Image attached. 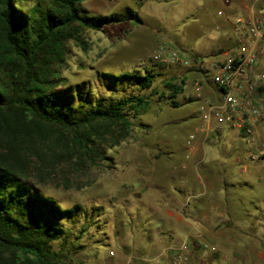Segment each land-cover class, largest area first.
I'll return each mask as SVG.
<instances>
[{
  "label": "rangeland",
  "instance_id": "1",
  "mask_svg": "<svg viewBox=\"0 0 264 264\" xmlns=\"http://www.w3.org/2000/svg\"><path fill=\"white\" fill-rule=\"evenodd\" d=\"M52 1L15 0L26 14L35 8H48ZM81 10L93 18H129L138 14L143 22L127 20L102 31L82 29L87 46L75 41L67 43L66 61L56 67L65 80L59 89L67 84L89 82L97 97H106L109 94L98 81V73L120 75L148 68L158 75L152 89L143 92L151 102L148 111L132 119L133 128L127 139L104 149L103 161L87 164L82 160L81 166L72 161L45 173L40 172L38 161L32 160L35 189L53 198L64 210L81 207L75 217L62 221L65 235L53 244V250L59 253L53 264H109L110 252H115L111 257H117L122 242L142 239V232L150 225L170 226L164 218L165 196L174 194L182 200L185 196L179 188L189 193L200 191L194 183L202 184L206 177L213 181L210 195L217 194L220 199L226 193L225 187L221 188L222 176L237 179L232 182L238 181L239 176L246 177L253 189L230 192L264 208L262 169L251 165L243 171L242 164L249 161L244 142L237 134L226 130L209 139L198 134L189 145L190 136L200 126L204 106L190 96L196 94L194 87L198 81L205 87L208 77L194 67L164 66L152 61V55L161 49L178 50L190 60L198 57L204 61L234 50L237 34L229 22L244 15L238 11L237 0L231 6L226 0H86ZM199 78H205L204 82ZM183 80L185 91L177 99L181 107L174 108L167 84H181ZM120 90L138 94L132 86ZM188 96L194 102L185 101ZM182 163L191 167L187 170L194 177L189 175L185 180L194 181L193 185L179 176L177 166ZM257 218L253 225L258 226L255 233L248 228L244 235L232 229L220 234L221 241L230 249L223 255L208 253L211 264L235 263L233 237L243 242L238 251L240 259L245 255V264H264V210Z\"/></svg>",
  "mask_w": 264,
  "mask_h": 264
},
{
  "label": "trees",
  "instance_id": "2",
  "mask_svg": "<svg viewBox=\"0 0 264 264\" xmlns=\"http://www.w3.org/2000/svg\"><path fill=\"white\" fill-rule=\"evenodd\" d=\"M86 0H53L48 8L25 13L15 0H0V264H53V244L63 239V220L76 216L34 188L32 160L40 172L63 163L81 166L103 161L106 148L127 139L133 120L145 114L156 70L120 75L98 73L109 96L97 97L89 82L59 89L65 82L56 67L67 56V43L87 46L82 29L135 20L117 15L93 18L81 10ZM198 59V57H196ZM132 86L138 94L120 88ZM172 107L179 108L181 84L168 82ZM124 94L118 96V94ZM194 102L193 99H189Z\"/></svg>",
  "mask_w": 264,
  "mask_h": 264
},
{
  "label": "crops",
  "instance_id": "3",
  "mask_svg": "<svg viewBox=\"0 0 264 264\" xmlns=\"http://www.w3.org/2000/svg\"><path fill=\"white\" fill-rule=\"evenodd\" d=\"M253 5L259 13H264V0H237L238 11L244 14L249 13ZM199 79L203 82L205 80V78ZM204 85L202 94L205 91L206 93L202 95V100H198L195 94L190 97L197 99L196 101H202L203 104L209 100L219 101V92L209 78L205 80ZM190 97L184 98L185 101L189 100ZM187 165L182 163L177 166L182 180H185L189 175L194 177V174L189 173L191 167ZM238 178V181L232 182L237 179L233 180L230 175L222 176L221 188L225 187L226 190L222 199L217 194L210 195V186H212L213 181L208 180L207 177L202 184L185 180L190 185L194 183L195 189L199 187L201 190L189 193L185 189L179 188L185 196L184 199H178L174 194L163 198L164 218L170 226L154 227L150 225L142 232V239L136 240L137 242L132 240L122 242V247H118L119 255L117 257L110 256L109 264H163V261L170 264L173 255L176 254L172 249L180 248L185 244L186 248L182 255L187 260L183 264H211L209 258L206 257L208 253L223 255L225 251L230 249L229 245H225L221 241L220 234L229 229L240 232L242 235L248 233L246 232L248 228V231L254 233L258 231V226L253 225L259 220L257 214L261 213L264 208L254 200L247 202L241 195H234L230 192L231 189L238 191V193L240 189L245 190L247 187L253 189L252 183L246 181V177L241 178L239 176ZM256 237L258 238V236ZM231 241L234 250V253L232 250L234 264H245V255H242L240 259L241 255L238 251V246L242 245L243 242H239L235 237L231 238ZM146 259L155 261L147 262ZM239 259L240 261L236 262Z\"/></svg>",
  "mask_w": 264,
  "mask_h": 264
},
{
  "label": "built area",
  "instance_id": "4",
  "mask_svg": "<svg viewBox=\"0 0 264 264\" xmlns=\"http://www.w3.org/2000/svg\"><path fill=\"white\" fill-rule=\"evenodd\" d=\"M234 1L226 0L230 6ZM229 24L237 34L234 50L215 54L204 61L190 60L178 50L161 49L152 55V61L164 66L194 67L208 77L219 92V101L209 100L204 104L200 126L190 136L189 145L192 146L198 134L209 139L229 130L244 142L249 163L242 164L243 171L257 165L262 169L264 180V13H258L253 5L249 13L235 17ZM194 88L195 97L202 100L199 81ZM185 248L186 244L172 249L176 254L170 264H183L187 260L182 255ZM110 255L114 256L115 252Z\"/></svg>",
  "mask_w": 264,
  "mask_h": 264
}]
</instances>
